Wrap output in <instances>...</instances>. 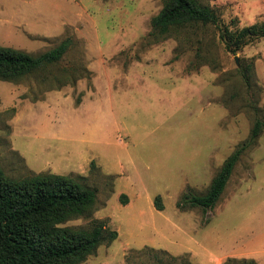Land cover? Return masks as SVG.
<instances>
[{
  "label": "rangeland",
  "instance_id": "1",
  "mask_svg": "<svg viewBox=\"0 0 264 264\" xmlns=\"http://www.w3.org/2000/svg\"><path fill=\"white\" fill-rule=\"evenodd\" d=\"M230 29L264 23V0H205ZM163 0H0V45L30 54L71 40L56 64L0 80V166L97 190L85 217L118 237L81 264H264V134L213 209L205 194L264 118V39L231 54L215 26L151 36ZM247 70L248 87L242 77ZM161 196L163 210L155 206Z\"/></svg>",
  "mask_w": 264,
  "mask_h": 264
},
{
  "label": "trees",
  "instance_id": "2",
  "mask_svg": "<svg viewBox=\"0 0 264 264\" xmlns=\"http://www.w3.org/2000/svg\"><path fill=\"white\" fill-rule=\"evenodd\" d=\"M164 6L151 21V36L163 40L177 29L215 26L227 52L236 54L264 39V23L243 29L224 26L217 12L205 0H163ZM71 47L67 39L57 47L38 54L0 45V80L18 82L58 63ZM244 82L251 86L247 70ZM264 134V118H256L249 137L225 160L205 194L186 193L179 207L213 209L224 193L242 155ZM97 200V190L83 179L53 173H38L14 179L0 166V264H81L98 249L118 237L103 222L89 227L66 224L87 216ZM155 206L163 210L162 198ZM225 264H257L254 261ZM182 264H192L183 262Z\"/></svg>",
  "mask_w": 264,
  "mask_h": 264
}]
</instances>
